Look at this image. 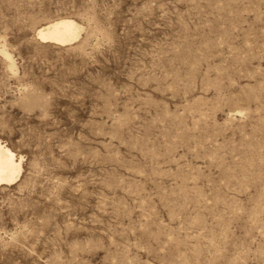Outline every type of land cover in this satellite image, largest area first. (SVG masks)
<instances>
[{
  "label": "rangeland",
  "instance_id": "374dc122",
  "mask_svg": "<svg viewBox=\"0 0 264 264\" xmlns=\"http://www.w3.org/2000/svg\"><path fill=\"white\" fill-rule=\"evenodd\" d=\"M0 141V264H264V0H0Z\"/></svg>",
  "mask_w": 264,
  "mask_h": 264
},
{
  "label": "bare ground",
  "instance_id": "6f19581e",
  "mask_svg": "<svg viewBox=\"0 0 264 264\" xmlns=\"http://www.w3.org/2000/svg\"><path fill=\"white\" fill-rule=\"evenodd\" d=\"M83 26L71 17H57L36 29L37 37L44 42L61 45L71 44L81 34ZM13 65L10 56L4 52ZM13 69V67H12ZM22 171V156L17 154L5 143L0 141V185L16 181Z\"/></svg>",
  "mask_w": 264,
  "mask_h": 264
}]
</instances>
